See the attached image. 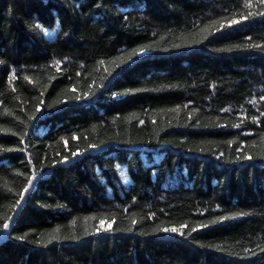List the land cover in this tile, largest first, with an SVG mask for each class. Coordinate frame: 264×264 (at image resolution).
Listing matches in <instances>:
<instances>
[{
  "label": "trees",
  "instance_id": "16d2710c",
  "mask_svg": "<svg viewBox=\"0 0 264 264\" xmlns=\"http://www.w3.org/2000/svg\"><path fill=\"white\" fill-rule=\"evenodd\" d=\"M0 264H264V0H0Z\"/></svg>",
  "mask_w": 264,
  "mask_h": 264
},
{
  "label": "rangeland",
  "instance_id": "374dc122",
  "mask_svg": "<svg viewBox=\"0 0 264 264\" xmlns=\"http://www.w3.org/2000/svg\"><path fill=\"white\" fill-rule=\"evenodd\" d=\"M119 174H120V177L123 181H126L127 179V174H126V171L124 170V168H121L120 171H119Z\"/></svg>",
  "mask_w": 264,
  "mask_h": 264
},
{
  "label": "snow or ice",
  "instance_id": "6c2138e0",
  "mask_svg": "<svg viewBox=\"0 0 264 264\" xmlns=\"http://www.w3.org/2000/svg\"><path fill=\"white\" fill-rule=\"evenodd\" d=\"M173 231H175V229H173Z\"/></svg>",
  "mask_w": 264,
  "mask_h": 264
}]
</instances>
